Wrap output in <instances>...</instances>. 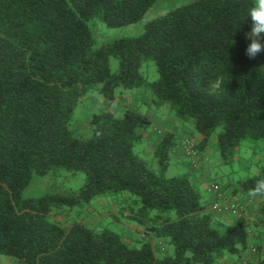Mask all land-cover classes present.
Instances as JSON below:
<instances>
[{"label": "trees", "instance_id": "trees-1", "mask_svg": "<svg viewBox=\"0 0 264 264\" xmlns=\"http://www.w3.org/2000/svg\"><path fill=\"white\" fill-rule=\"evenodd\" d=\"M155 2L0 0V258L22 264H221L247 248L244 221L217 218L187 174L165 176L177 145L173 134L156 142L154 164L135 152L151 127L136 107L121 117L111 110L94 113L89 138L70 128L86 97L114 103L122 91L146 87L152 105L167 104L177 124L199 135L197 153L217 129L224 164L243 141L264 140V76L256 63L264 64V53L246 56L249 22H239L253 0H196L147 22L138 36L94 47L90 21L109 28L135 24ZM111 57L118 60L115 73ZM149 62L158 75L152 82ZM60 171L83 172V185L67 196L23 197L34 175ZM223 187L231 195L264 197V164L255 178ZM124 193L116 203L141 228L145 240L138 247L108 228L48 219L52 209H83L97 196ZM255 217L264 219V203ZM153 239L165 240L173 255L157 257Z\"/></svg>", "mask_w": 264, "mask_h": 264}, {"label": "rangeland", "instance_id": "rangeland-1", "mask_svg": "<svg viewBox=\"0 0 264 264\" xmlns=\"http://www.w3.org/2000/svg\"><path fill=\"white\" fill-rule=\"evenodd\" d=\"M196 0H156L154 5L145 13V15L135 24H131L119 28H109L103 22L93 20L89 22L91 32L94 39V47L98 48L107 43H111L114 40L127 37L138 36L143 26L154 19H157L166 13L173 11L174 9L183 5L189 4ZM257 66L260 72L264 76V64L257 61ZM109 68L111 73H115L118 70V60L111 57L109 59ZM147 70L148 79L150 82L157 79L158 75L155 66L152 62L145 65ZM140 92V101L142 99H151V93L148 88H136L132 90L122 91L118 95L117 101L109 103L107 100L91 95L83 99L78 106L70 123V128L75 136L89 138L91 135L90 119L91 116L103 110H113L116 117H121L123 111L128 108H133L138 104V101L134 103L132 94ZM135 104V105H134ZM147 107L141 105L140 113H145ZM148 115H156L157 117H163L165 119L171 118L175 120L170 112L169 106L164 104L160 107L154 106L150 103L148 109ZM189 128V127H188ZM191 129V128H190ZM153 130V124L150 127V133ZM193 131V129H191ZM219 129H217L210 137L207 147L206 155L209 157L210 168L208 170L211 181L223 184L227 181L236 182L239 180H245L248 178H255L260 168L264 164V140L252 143L243 141L239 147L234 151L233 160L230 164H224L220 158L217 150V135ZM194 138L199 141V135L194 132ZM163 132L155 133L151 143L144 141L143 145L136 146L135 152L147 161L148 164H154L155 159L153 157V148L151 144H155L163 136ZM180 136H174L175 141H178ZM147 142V143H146ZM176 147L171 152L169 157V167L165 173L167 178L178 176L183 174L175 162ZM85 175L83 172H65L60 171L58 173H51L45 176L34 175L30 184L23 192L24 198H39L42 196H67L71 192L78 190L84 183ZM211 182V183H214ZM202 189V188H201ZM128 194L124 193L122 196H114L110 194L101 195L95 197L89 206H85L83 209L64 208L61 213L58 210L52 209V213L48 216V219L58 225H71L74 221L83 222L91 227L108 228L118 233L123 241L129 243L132 247H138L141 240H145L141 236L142 230L133 222L127 220L119 211V206L116 202H120L121 197H126ZM130 204L131 201H124L121 205ZM264 203V198L263 202ZM134 205V203H132ZM259 206V205H258ZM116 217H119L118 220ZM130 229L131 232L128 231ZM255 231L252 227H246L247 242L252 241L250 238V232ZM129 232V233H128ZM258 232V231H255ZM165 241V240H164ZM166 242V241H165ZM156 256L163 257L165 255H173V247L164 244V249L156 246ZM233 259H237L235 256H230ZM0 264H22V261L12 257H1Z\"/></svg>", "mask_w": 264, "mask_h": 264}, {"label": "crops", "instance_id": "crops-1", "mask_svg": "<svg viewBox=\"0 0 264 264\" xmlns=\"http://www.w3.org/2000/svg\"><path fill=\"white\" fill-rule=\"evenodd\" d=\"M132 95H135L132 99L134 100V103L138 101L137 105L134 104L138 110L141 109V105H145L147 107L145 113L142 114L146 115V117L151 121V124H153L152 132L147 135V137L143 140V143L144 141L151 143V141L154 139L152 136L160 131L163 132V134L171 133L174 136H180L176 145L177 149L174 155V164L180 171H182L183 174H187L191 182L199 188L201 194L203 195V201L208 205L209 197L207 196L206 189L211 182H214L211 181L207 170L210 168V162H208L209 157L206 155L205 151L198 153V158L201 164L198 170H194L191 168L189 159L184 154L181 146L182 138L185 136H189L194 140V142H197V140L194 138L193 131L186 126H180L176 123L175 120H172L171 118L165 119L163 117H157L156 115H148L150 100L142 99L140 101V92ZM112 112L114 111L112 110ZM143 143L141 145H143ZM155 144H151V147L153 149L155 147ZM223 184L219 185L218 183H216V185L222 190V193L227 200L236 201L243 206L245 214L242 219L227 214L216 215V217L221 218L228 223L242 220L247 224V227H252L255 231L258 232L251 230L249 235L252 241L247 242V248L242 251L241 255L236 260L232 257H227L221 264H259L261 260H264V219H257L255 217V210L257 209L258 205L263 202L264 197H260L256 192L231 195L228 190L224 189ZM128 231L131 232L130 229H128ZM141 236H143V234H141ZM152 242L156 246H160L161 250H165L163 246L166 242L164 240L153 239ZM252 248H255L257 250L255 254L251 252Z\"/></svg>", "mask_w": 264, "mask_h": 264}, {"label": "built area", "instance_id": "built-area-1", "mask_svg": "<svg viewBox=\"0 0 264 264\" xmlns=\"http://www.w3.org/2000/svg\"><path fill=\"white\" fill-rule=\"evenodd\" d=\"M160 133V132H159ZM181 146L184 154L189 159V163L192 169L198 170L200 168V161L198 158V153L195 149L194 140L185 136L182 138ZM207 196L209 197L208 208L216 215H232L239 219L244 217V208L238 202L233 200H227L222 193V190L215 184L210 183L206 189ZM256 249L252 248L251 252L256 253Z\"/></svg>", "mask_w": 264, "mask_h": 264}, {"label": "clouds", "instance_id": "clouds-1", "mask_svg": "<svg viewBox=\"0 0 264 264\" xmlns=\"http://www.w3.org/2000/svg\"><path fill=\"white\" fill-rule=\"evenodd\" d=\"M243 21L249 22V29L244 33L245 54L249 59H255L264 53V0H253L247 6L239 22Z\"/></svg>", "mask_w": 264, "mask_h": 264}]
</instances>
